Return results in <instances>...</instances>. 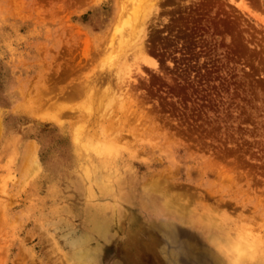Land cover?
Instances as JSON below:
<instances>
[{
    "label": "rangeland",
    "instance_id": "374dc122",
    "mask_svg": "<svg viewBox=\"0 0 264 264\" xmlns=\"http://www.w3.org/2000/svg\"><path fill=\"white\" fill-rule=\"evenodd\" d=\"M155 1L0 0V264H264V0Z\"/></svg>",
    "mask_w": 264,
    "mask_h": 264
},
{
    "label": "bare ground",
    "instance_id": "6f19581e",
    "mask_svg": "<svg viewBox=\"0 0 264 264\" xmlns=\"http://www.w3.org/2000/svg\"><path fill=\"white\" fill-rule=\"evenodd\" d=\"M148 1V0H147ZM155 1V0H154ZM135 2V1H134ZM146 2V1H145ZM156 2V1H155ZM129 4V3H128ZM153 5V4H152ZM131 6H133V5H131ZM143 6H145V5H143ZM154 6H155V4H154ZM132 8V7H131ZM142 8V7H141ZM139 9V8H138ZM145 9V8H144ZM126 11V10H125ZM124 11V12H125ZM137 11V10H136ZM139 11V10H138ZM144 11V10H143ZM134 12H135V10H134ZM126 13V12H125ZM130 13V12H129ZM140 13V12H139ZM131 14V13H130ZM135 14H136V12H135ZM138 14V13H137ZM139 15H141V14H139ZM126 15H124V17H125ZM131 16V15H130ZM131 17H133V16H131ZM140 18V17H139ZM138 20V19H137ZM132 21V20H131ZM133 23V22H132ZM103 147L105 148V145H103ZM72 168V167H71ZM64 169V168H63ZM65 170V169H64ZM71 170V169H70ZM101 215H100V211L98 210V209H95V214L93 215V221H94V223H96L97 225H96V227L97 228H99V221H100V219H101ZM91 219V218H90ZM223 237V236H222ZM222 241H223V239H222ZM230 245V244H229ZM220 246V245H219ZM243 246V245H242ZM228 248V247H227ZM230 248H232L231 246H230ZM235 248V247H234ZM240 248V247H239ZM236 249V248H235ZM247 249V248H246ZM230 250V249H229ZM236 253V252H235ZM253 254V253H252ZM251 254V255H252ZM258 260V259H257ZM260 260V259H259ZM258 262V261H257Z\"/></svg>",
    "mask_w": 264,
    "mask_h": 264
}]
</instances>
